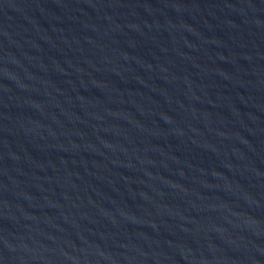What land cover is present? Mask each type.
Segmentation results:
<instances>
[{"label":"water","instance_id":"obj_1","mask_svg":"<svg viewBox=\"0 0 264 264\" xmlns=\"http://www.w3.org/2000/svg\"><path fill=\"white\" fill-rule=\"evenodd\" d=\"M0 264H264V0H0Z\"/></svg>","mask_w":264,"mask_h":264}]
</instances>
